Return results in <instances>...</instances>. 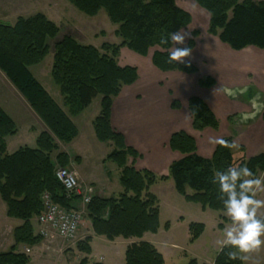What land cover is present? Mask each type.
<instances>
[{
    "label": "trees",
    "instance_id": "16d2710c",
    "mask_svg": "<svg viewBox=\"0 0 264 264\" xmlns=\"http://www.w3.org/2000/svg\"><path fill=\"white\" fill-rule=\"evenodd\" d=\"M69 1L89 16L104 10L110 22L118 26L116 35L122 43L116 47L103 44L101 50H97L66 36L55 44L50 76L59 91L61 107L30 71L49 53L48 42L59 34L57 26L43 15L19 19L14 27L0 25V71L48 129L38 135L35 148L21 147L10 154L6 138L14 136L17 129L12 118L0 107V200L5 204L6 216L22 222L13 231L14 246L0 252V264H29V257L19 253L16 246L41 244L42 237L34 233L31 222L43 211L41 198L44 193L64 209H77L74 206L77 197L67 198L55 177L56 165L62 168L71 165L70 157L60 151L59 143L69 145L78 137L79 131L72 117L81 114L97 97H101V101L99 113L92 122L94 133L98 142L111 145L106 161L120 169L122 188L116 197L96 196L85 206L92 232L97 237L114 241L156 234L160 228L159 203L148 191L157 182L170 178L175 191L186 202L197 204L204 211L219 212L224 210L218 185L213 183L217 170L247 164L255 177L259 172L264 174V154L246 158L241 147L243 156L235 159L234 149L217 143L211 158L207 159L197 153L195 139L183 131L174 133L169 139V149L182 157L171 163L168 175L137 170L135 164L141 156L127 147L123 135L111 126L114 99L123 87L132 86L138 79L136 68L118 65L119 51L125 47L146 57L151 49L158 48L151 59L156 69L195 74L198 72L195 65L170 60L171 34L186 28L191 23V16L177 5L176 0ZM190 1L208 14V33L217 37L220 43L235 52L248 48L264 51V1ZM193 47L192 41L187 48ZM199 85L211 88L215 81L208 77ZM172 108L179 109L180 104L175 102ZM188 110L195 131L219 128L217 118L200 98H190ZM262 120L264 122V112ZM222 140L234 143L232 138ZM168 226L167 223L165 228ZM188 231L190 243H194L204 232V225L191 223ZM90 242L88 237L77 244L78 251L85 255L78 264H89ZM242 262L235 248L225 246L217 253L214 264ZM125 264H164V258L152 244L140 241L127 247ZM188 264L197 262L192 259Z\"/></svg>",
    "mask_w": 264,
    "mask_h": 264
},
{
    "label": "rangeland",
    "instance_id": "374dc122",
    "mask_svg": "<svg viewBox=\"0 0 264 264\" xmlns=\"http://www.w3.org/2000/svg\"><path fill=\"white\" fill-rule=\"evenodd\" d=\"M256 1L261 2L264 0ZM176 3L191 16V23L182 29L181 34L185 35L184 43L182 45H174L172 41L173 46L170 51L172 52L174 47H188L189 43L193 41L194 47L191 49L190 56L184 58L183 62L180 63H191L197 67L198 72L195 74H186L179 71L159 72L160 75L157 77L162 79L161 83L164 84L163 81H165L168 87L170 86L169 80L173 79V76L187 77L193 82L189 90L178 97L179 99L169 92L168 96L170 98H167L168 105H166L172 110H180V102L187 104L188 107L189 99L199 96L197 98H202L206 103L201 100L210 106L208 107L211 108L210 110L219 122V128L214 130L216 132L212 131L211 134H202V132L210 128L199 133H196L197 131L192 128L195 131L194 133L198 134L196 136L199 146V151L197 147V153L200 156L207 159L211 158L213 154L211 150H213L218 140L224 138H232L233 142L239 145L238 149L233 150L235 159H239L243 154L246 158L264 154V122L262 120L264 112V51L255 48H248L240 52L230 50L222 45L217 37L208 33L209 16L196 3L190 0H176ZM36 15H43L47 20L55 24L59 29V34L55 40L48 42L49 53L44 60L40 64L31 67L30 71L53 99L63 107L59 91L53 84L50 76L55 44L63 37L69 36L81 45L92 46L97 50H101L103 44L115 47L119 46L122 43V39L116 35L118 26L110 22L104 10L98 11L94 16H89L81 12L69 0H0V25L2 26L14 27L19 19H28ZM122 49L124 50L121 61H119ZM156 50L158 48H153L150 50L148 56L142 57L123 47L119 51L117 63L120 67L136 68L139 71L138 77H140L139 81L141 84L143 79L149 75L146 63L150 61L153 66L151 59ZM126 52L132 53L136 58L134 60L124 58V53ZM208 77L214 79L215 85L211 89L200 87L199 82L206 80ZM161 83L160 85H163ZM127 87L129 86L123 87L122 90ZM221 88H223L227 98L224 96ZM126 91L128 92V90ZM187 94H190L189 96L192 95V97L187 99ZM144 98L145 96L137 100H142V103L145 101ZM100 101L101 97H97L88 110H84L76 117H72L73 123L78 128V131L81 130L82 134L84 128L80 127V121L90 119L95 113L97 116L100 110ZM175 102L180 104L179 109L172 108ZM0 107L12 118L17 129L14 136L6 138L8 153H14L21 147L35 148L38 135L42 132H48L43 122L1 71ZM188 113L192 125L189 110ZM75 143L74 146L71 143V145L59 143L60 151L64 152V149L66 151L70 149L74 150L73 152L82 155L97 171H100L99 175L104 176V173L110 174L109 179H111V182L108 192L112 196H117L122 191L118 183L117 166L110 161L102 162L106 154L112 150L111 145L100 144L98 147H93L89 143L86 133L84 140H78ZM203 144H206L205 147ZM207 146L210 148L207 149ZM241 147H243L244 153L240 150ZM149 161L148 158H145L143 162H138L135 166L139 169L149 168ZM150 163L152 164L151 161ZM57 168L62 167L56 165L55 171ZM66 168L72 172H77L74 164ZM154 170L156 175L169 174V167L166 165H155ZM256 177L264 178V174L259 172ZM169 183L164 181L157 182L148 191L158 199L161 222L164 224L169 220H174L177 215L181 214L189 222L204 223V232L194 243H190V235L186 224L174 222L169 233L162 228L158 235L148 234L146 242L152 243L159 248L164 257V264H188L192 259H195L197 264H214L217 253L222 249L217 241L223 239V232L228 226L229 218L224 214V211H204L201 210L199 205L188 204L189 202H186L175 191L173 182L171 181L173 187ZM44 194L41 198L42 204ZM257 198L264 200V192L259 193ZM259 213L264 217V208L260 209ZM7 218L5 204L0 200V250H9L14 246V239L11 246L14 230L12 231L11 226L7 224ZM37 219L38 217L31 222L33 228L35 227L34 233L36 235L40 229ZM77 235L72 241H63L58 237L54 239H42L41 247L42 249L59 250L77 249V244L79 243ZM103 239L105 241V238ZM98 241L94 244V249L101 248V244ZM128 241L136 242V239L125 240L120 238L119 240H115V242L107 243L110 249H125ZM21 246L24 249L33 248L18 245L16 249H19ZM237 254L242 258V264H264V246L247 253L237 251ZM52 255L51 264H62V260L65 261L68 258L64 255V251L55 252ZM48 263L47 259L46 261H42L41 264Z\"/></svg>",
    "mask_w": 264,
    "mask_h": 264
},
{
    "label": "crops",
    "instance_id": "0c3cea01",
    "mask_svg": "<svg viewBox=\"0 0 264 264\" xmlns=\"http://www.w3.org/2000/svg\"><path fill=\"white\" fill-rule=\"evenodd\" d=\"M224 46L227 47L226 45ZM123 50L124 49H122L120 52L121 55L119 61H121ZM124 58L134 60V58L136 57H134L132 53L126 52L124 53ZM147 60L149 61V59ZM146 66L149 71L148 77H145L141 84L139 81L140 77H138V80L132 86L124 88L122 92L119 94V96L114 99L112 105V113H111V126L116 132L123 135L126 146L133 148L141 156V158L137 160L136 163L143 162L145 158H148L152 162L151 164L149 161V165H150L149 168L139 169L136 168V166L135 168L137 170L147 169L154 173L155 165L157 166L166 165L167 167H169L173 161H176L181 158V155L179 153L172 152L167 147L169 138L173 133L178 131H185L188 134H190L192 137H194L196 142H197L196 136L198 134L196 135L194 133L195 131L192 130L191 119L188 113L187 104H183L182 102H180L181 103L180 110H172L170 109L169 106H167L168 105L167 98L168 97L170 98V96H168V94H170L169 92H171L174 97L178 98L179 96H182L185 91L189 90L193 82L187 77L173 76V79L169 80L170 86L168 87L166 86L165 81H163L164 84L161 83L162 79H159L157 77L158 75H160L159 74L160 71L155 69L151 65L150 61L149 63H146ZM138 75H139V71H138ZM160 83L163 85H160ZM221 89L223 91V88ZM126 90H128V92ZM189 95L190 94H187L188 97L187 99L192 97V95L191 96ZM143 96H145L144 98L145 101L141 103L142 100H137V99ZM91 106H89L86 110H88ZM95 117H96V113L93 114V116L90 119L85 121H80L81 123L80 127L84 128V132H83L84 135L82 134L81 130H79L78 137L71 143L73 144L72 146H74L76 144L75 142H77L78 140H84L85 133L87 135L89 143L93 147H98L100 146V144H102L100 142L96 143L98 142V140L96 139L92 125V122ZM212 131L214 130L207 129L204 132H202V134L203 133L211 134ZM216 144L213 150H211V153H213ZM205 145L206 144H203L204 147ZM107 146L109 147V149H111L109 145ZM197 147L199 151L198 142H197ZM209 148L210 147L207 146V149ZM63 151L70 157L71 165L74 164L76 167L77 172L76 171L74 172L77 176V180L82 193H84L85 191H90L92 198L96 196L100 198L116 197V196H112V194L108 192L109 185L111 182L110 181L111 179H109L110 174L108 175L104 173V176L101 174L99 175L100 171H97V169H95V167L92 166L89 163V161L87 162L82 155H78L76 154V152H73L74 150L70 149L69 151H66L64 149ZM108 154H106L105 158L102 159L103 163L108 162L106 161V157L108 156ZM169 159L171 160L169 161ZM131 162L132 161L130 160V164ZM117 175H118V183L121 188L119 181L120 169L118 168H117ZM170 180L172 181V179H169L164 182H170L169 183L170 186L173 187ZM188 193L191 194V191H188ZM188 204H193V203H188ZM74 206L83 212L82 222L77 232L79 242L85 240L88 237L91 238V242L89 243V246L91 248V254L87 256L89 264H93V263L125 264V252L127 247L132 243H137L140 241L146 242L147 241L146 236L150 234V233L144 234V236L141 239H136V242L128 241V245L126 246L125 249H110L107 242H115V240H119L120 238H116L114 241H108L106 239L104 241L103 239L104 237L95 236L92 232L91 223L87 218L85 206H83L81 202V198L77 197L76 201L74 202ZM159 222H160V228L158 232L154 235H158L162 228L165 229L167 233H169L174 222L186 224L187 229L191 223H195V222L187 221L185 217H183L180 214L177 215L174 218V220H169L163 224L161 222V211L159 216ZM167 223L169 224V226L166 229L165 225ZM7 224L11 226V229L13 231L15 228L19 227L22 223L20 221L7 218ZM97 240H99L98 242L101 244L100 249H94V244L96 243ZM12 244H13V238L11 239V246ZM41 245L42 244L38 246H34L32 249H29L30 253L28 254L25 252L26 249H24V247L22 246L19 249H17V251L19 253H25L29 257L30 259L29 264H41L42 261H46L47 259L49 262L48 264H51L53 257L52 254L61 251H64V255L68 257L67 260L65 261L62 260V264H78L85 257V255L79 252L78 249H60L61 250L60 251L59 249H42ZM152 245L158 250L159 253H161L156 245L154 244ZM7 250L8 249H3L0 250V252Z\"/></svg>",
    "mask_w": 264,
    "mask_h": 264
},
{
    "label": "clouds",
    "instance_id": "9594fccd",
    "mask_svg": "<svg viewBox=\"0 0 264 264\" xmlns=\"http://www.w3.org/2000/svg\"><path fill=\"white\" fill-rule=\"evenodd\" d=\"M181 32L177 30L171 34L174 45L184 43L185 35ZM190 53V48L174 47L170 60L183 62ZM217 143L230 149L239 148L238 144H229L222 139ZM213 183L218 185L224 214L229 218L223 239L217 241L220 247L231 246L247 253L264 246V217L259 213L264 208V200L257 198L264 192V178L255 177L247 164H241L217 170Z\"/></svg>",
    "mask_w": 264,
    "mask_h": 264
},
{
    "label": "built area",
    "instance_id": "2783aa9c",
    "mask_svg": "<svg viewBox=\"0 0 264 264\" xmlns=\"http://www.w3.org/2000/svg\"><path fill=\"white\" fill-rule=\"evenodd\" d=\"M55 177L61 184L67 198H81L83 206L90 203L92 197L90 191L82 193L75 172L67 168H57ZM83 212L78 209H64L55 204L49 194L43 196V211L37 222L40 227L39 235L42 239L60 238L63 241L75 239L81 225ZM26 253H30L26 249Z\"/></svg>",
    "mask_w": 264,
    "mask_h": 264
}]
</instances>
